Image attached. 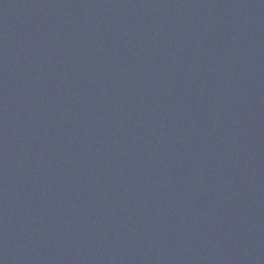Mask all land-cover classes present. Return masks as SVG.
<instances>
[{
	"label": "water",
	"instance_id": "95a60500",
	"mask_svg": "<svg viewBox=\"0 0 264 264\" xmlns=\"http://www.w3.org/2000/svg\"><path fill=\"white\" fill-rule=\"evenodd\" d=\"M0 264H264V0H0Z\"/></svg>",
	"mask_w": 264,
	"mask_h": 264
}]
</instances>
